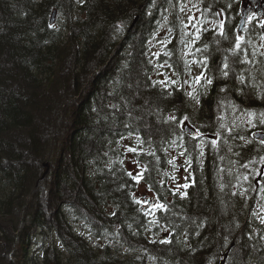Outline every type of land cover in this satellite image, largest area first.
Returning a JSON list of instances; mask_svg holds the SVG:
<instances>
[{
  "label": "trees",
  "instance_id": "1",
  "mask_svg": "<svg viewBox=\"0 0 264 264\" xmlns=\"http://www.w3.org/2000/svg\"><path fill=\"white\" fill-rule=\"evenodd\" d=\"M241 3L0 0V59L6 60L0 66V248L4 249L0 264H264V224L253 215L256 202L261 208L258 214L264 215V143L251 137L264 125L255 119L250 124L246 111H264V37L256 17L243 36L238 35ZM181 8L194 12L209 29L195 45L201 49L207 45L206 52L192 51L197 59L209 55L215 77H220L218 67L235 59L236 37L243 38L247 57L240 58L247 62L233 67L247 87L230 71L227 79L214 78L196 105L184 90L169 89V96L160 85L152 86L163 79L149 59L156 60L151 44L164 26L175 35L166 49L157 51L161 62L169 59L176 66L175 79L181 83L190 79L184 61L193 56L185 55L188 49L181 40L191 39L184 36L189 29L183 27L191 14L181 20ZM54 10L57 17L52 24ZM221 20L226 38L217 34L218 28L211 31ZM164 51L172 53L170 58ZM196 69L200 74L201 67L193 64L191 76ZM68 84H73L72 92ZM225 86L230 87L218 91ZM221 100L223 108L218 107ZM229 100L239 107H229ZM77 102L75 110L70 105ZM74 114L70 121L68 115ZM169 115L178 121L185 115L196 120L206 141L220 131V150L205 147L202 171L199 140L184 135L178 124L166 123ZM221 123L225 128L219 127ZM47 125L55 130L48 139ZM65 126L72 132L67 133ZM230 127L234 139L227 132ZM137 135L146 141L139 146L143 151L125 152L137 147ZM173 140L187 148L193 160L195 183L184 199L168 191L180 184L172 183L168 160L188 155L180 156L183 148L173 146ZM149 151L156 156L147 155ZM39 158L40 175L35 165ZM142 167L148 172L137 184L127 172L135 175ZM149 183L171 209L156 213L157 218L167 217L160 219V225L168 232L160 227L146 231L151 217H145L133 201L132 193L141 200L144 195L153 197ZM245 189V195H239ZM201 222L203 226L197 227ZM80 225L87 235L76 230ZM33 226L55 234L41 249L42 263L22 250L32 243L24 232ZM169 233L171 243H159Z\"/></svg>",
  "mask_w": 264,
  "mask_h": 264
},
{
  "label": "snow or ice",
  "instance_id": "2",
  "mask_svg": "<svg viewBox=\"0 0 264 264\" xmlns=\"http://www.w3.org/2000/svg\"><path fill=\"white\" fill-rule=\"evenodd\" d=\"M81 2H83V0H81ZM229 7H231V5H229ZM181 11H184V8L180 9ZM254 15L252 13H249L248 19H253ZM189 26H191L192 29H194L195 31L192 33H189L188 31L184 32V36H191V39L185 41V40H181V43L185 44V47L188 49V51L185 53V55H191L193 56V59L191 61L189 60H185L184 61V73L187 74L190 79H184L183 82L181 83L179 81V79H173V76H177V71L174 70L176 68L175 65H173L172 63L169 62V59H164L161 62V52H154L151 55L154 56L156 58L155 61H153L152 59H149V63L153 64V68L156 70V74L163 76V79L161 80H156L152 82V86L156 87V85H160L161 89L164 90V92L171 96L172 92L168 91L169 89H175L177 91L179 90H184V94L190 99L195 101L196 105H200L201 103V98L203 96L207 95V91L209 89V87L212 85L213 83V79L214 78H224L227 79L229 77L230 71L232 73V75L235 77L236 81L240 84L243 85L244 87H247V85L245 84V78L243 76H238L236 75V70L233 66H238L240 64L246 63L247 60H242L240 58V55L243 54L245 57H247V52L246 50H244L242 48V37H236V44H235V59L232 61V64L229 63H224L223 64V68H217L216 71L220 73V77H215V74L212 72V69L210 68V57L209 55L205 54L202 56V58L197 59L195 57V53L192 51L193 48H195V52H206L207 50V45L204 46V49L201 48H196L195 45L196 43L202 38V34L205 31H209V29L204 27L203 23H200L195 17L193 16H189L188 17V23L184 24L183 27L185 30H187L189 28ZM49 27H52V24H49ZM218 28V35L221 37H225V26H224V22L221 20L219 22V25H214L213 29H211V31L216 32ZM151 43V42H150ZM159 43L162 44L163 48L166 49L167 45L169 43H171V40H162ZM164 57H168L170 58V56L172 55L171 52L169 51H164L163 52ZM196 64L198 66L201 67V72L198 76L192 77L191 76V72H192V65ZM169 69L172 70L171 71V75L166 74L165 72L159 71L160 69ZM149 79L151 80V77H149ZM227 87L230 86H225V87H221L218 91L219 92H224L226 90ZM237 91L239 92H243V89H237ZM245 96H251L253 95V93H244ZM228 106L236 109L239 107V105H237L236 103H234L233 101L229 100L228 102ZM115 107V106H113ZM218 107L223 108L224 104H223V100L220 101V103L218 104ZM247 111V115L250 117L249 119V123H253V119L257 120L259 124L264 125V111H260L259 113L255 112V111ZM218 120H223V116H218L217 117ZM186 121H189V117L188 116H184L181 120H177L175 115H169L167 117V120L165 121L166 123L168 122H174L176 124L179 125L181 132L184 135L189 136L192 140H199V144L196 146L198 147V160L200 162V167H201V171L203 170V157L205 156V147L209 146L211 147V149L214 152H219L220 150V136L221 133L220 131L215 132L213 135L216 137L214 139H212L211 141H206L204 139H202V137L205 136V134L203 132H201V130L199 128H196L195 131H186L187 125H186ZM221 129L225 128V125L223 123L220 124L219 126ZM234 129L233 128H228L227 132L229 134V137H232V133H233ZM129 135H131V132L129 133ZM237 136H239L240 140H244V136L239 135V133H236ZM124 137H121V139H123ZM233 139L235 137H232ZM179 139H183V135H181L179 137ZM136 140H137V147H127L125 149V152H132V153H136L139 154V152H142L143 149L140 148V145H143L146 141L144 139H141V137L139 135L136 136ZM261 143H264V140L261 141ZM172 145L173 146H178V147H182L183 145H177L176 140L172 141ZM165 151H167V149H165ZM229 151H231V149L229 148ZM188 153V149L187 148H183V150L179 153L180 156H185V154ZM147 155L150 156H156L155 151H149L146 153ZM237 155H239V153H237ZM157 160H159V157H156ZM220 159H223V157H220ZM261 162H264V157L261 158ZM120 163L122 164L123 161L121 160ZM193 163L192 160V155L191 153H188L186 160H185V164L187 165V167L185 168V171H188V168H191ZM249 163H252V161H250ZM168 164L171 165L173 167V169H176V158L172 157L171 159L168 160ZM242 167H244L245 169L248 167V164H244L242 165ZM224 169H219V172H223ZM148 172L147 167H142L140 169V171H138L135 175L132 172H127V175L137 184L140 183L141 180H143L145 178V173ZM257 175H262L261 172L257 171L256 173ZM165 176H168V173H164ZM170 179L172 181H175V176L172 175L170 176ZM187 177H185V180L187 181ZM243 179L245 181L248 180L247 176H244ZM193 184L195 183V181L193 180L192 182ZM165 185V182L163 180L160 181V188L163 189ZM191 185L189 183H185L183 185L177 184L176 187L174 189H169L168 191L171 193V195L176 196L177 194H179L181 199H184L187 197L188 193H187V188L190 187ZM223 185H221V188L223 189ZM181 188L185 189V191H181ZM148 190L150 192H153V198L151 200L149 199H144L141 200L139 198L136 197L135 193H132V197H133V201L141 206V210H142V214L145 217H151V219H149L147 221V227L145 228V230H149L151 227H160L161 231H165L168 232L169 229L166 226H161L160 225V219H166V216H162L160 218H157L156 213L162 212V213H169L171 211L168 202H166V198H164V202H162V197L161 194L159 192L158 189H154V185L149 183L148 184ZM247 191V189H245L244 192H240L239 195L243 196L245 195V192ZM262 192H264V188L261 189ZM232 195H237L236 192H233ZM113 215H115V213H113ZM253 215L256 216L259 220L260 223L264 224V215H259L256 212H253ZM203 226V222H201L200 225H197V227H202ZM129 228H131V225H129ZM197 235H199V232L196 233ZM264 238V237H262ZM152 243H155L156 241H151ZM159 243L161 244H169L171 243V233H169V237H166L163 240H160Z\"/></svg>",
  "mask_w": 264,
  "mask_h": 264
},
{
  "label": "rangeland",
  "instance_id": "3",
  "mask_svg": "<svg viewBox=\"0 0 264 264\" xmlns=\"http://www.w3.org/2000/svg\"><path fill=\"white\" fill-rule=\"evenodd\" d=\"M189 4H187V6H188ZM189 14H191L190 16H193V17H195V13L194 12H191L190 13V11H183L182 12V14H181V20H186V18H187V16L189 15ZM189 33H192V32H194V29H192L191 28V26H189ZM191 30V31H190ZM175 35V32H171V31H169L168 30V28L167 27H162L161 28V30H160V35H159V37L157 38L156 37V39L152 42V44L151 45H153L154 46V48H152V52H157L158 50H160L161 48H162V44L161 43H159L160 41H162V40H168V39H170L171 40V37L172 36H174ZM5 59V57L3 58V59H0V66L2 65V64H5L6 63V60H4ZM154 59H155V57H154ZM159 71H162V72H165L166 74H168V75H171V71L172 70H169V69H160ZM197 70H195L194 71V73L196 72ZM195 76H198V73H195V74H193V76L192 77H195ZM163 77V76H162ZM173 79H175L176 77L175 76H173L172 77ZM2 79V78H1ZM13 85H15V84H13ZM10 86V85H9ZM68 86H69V84H68ZM15 88H17V87H15ZM72 89H73V84H70V86L68 87V92H72ZM83 94H81L80 96L84 99V101H86L85 100V96H82ZM70 106H72V108L73 107H75V110H76V108H78L79 107V105H78V102H77V104L75 105V104H72V105H70ZM68 110V109H67ZM72 110V112H75V110L74 109H71ZM64 113H66V111L64 110ZM63 116V115H62ZM77 115L76 114H74V116H72V115H68V117L70 118L69 120L70 121H74V119H75V117H76ZM238 117H240V116H238ZM192 125H194L195 127H197L195 124H193L192 123ZM45 128V131L47 130V133H46V138L48 139L49 138V136L51 135V134H53V133H55V130L50 126V125H47V126H45L44 127ZM65 129L66 130H68V132L67 133H70V132H72V129L73 128H71V126L69 127V129L67 128V126H65ZM132 139H128L127 141L129 142V141H131ZM26 150V149H25ZM31 155H33V153H30ZM38 159V157H35V160H37ZM40 160V162L39 163H37V161L35 162V165H38L37 166V169H38V175H40V173H41V158H39ZM137 166V165H136ZM180 166V167H179ZM187 167V165L185 164V158H182V160H179L178 161V163L176 164V169L174 170V169H172L170 172H171V176L172 175H174L175 176V181H172V183H175V182H178V183H180V185H183V184H185V183H189V180H192V169L191 168H188V171L186 172L185 171V168ZM52 170H53V167L51 168ZM45 175H46V173H44ZM185 177H187L188 179H187V181L185 180ZM142 189H146V187L145 186H142L141 187ZM254 206H256L257 208H256V210L258 211V213L260 212V210H261V208H260V205H259V202H256L255 204H254ZM75 228H76V230L77 231H79V232H81V233H83V235H87L89 232L87 231V230H85V228H84V226L83 225H80V226H75ZM24 234H26V236L28 237V238H30L31 239V245L29 246V248L26 250V248H23L22 250H24V251H27L28 252V255H29V257H31L33 260H35V262L38 260V261H40L41 263L43 262V259H44V257H45V252L43 251V250H41V249H43L44 248V246H45V242L46 241H53L54 240V235L55 234H53V233H51L49 230H45V229H43V228H38L37 226H33L32 228H30V230H29V232L28 233H25L24 232ZM4 236H6L5 234L3 235V237ZM5 238V237H4ZM1 241V240H0ZM56 241H59V240H56ZM8 246H5V249L7 248ZM42 247V248H41ZM4 249H1L0 248V251H3ZM7 251V250H6ZM8 254V252H6V255Z\"/></svg>",
  "mask_w": 264,
  "mask_h": 264
},
{
  "label": "water",
  "instance_id": "4",
  "mask_svg": "<svg viewBox=\"0 0 264 264\" xmlns=\"http://www.w3.org/2000/svg\"><path fill=\"white\" fill-rule=\"evenodd\" d=\"M255 4H257V7L255 6ZM249 13H252L253 15L257 14L258 21H263L262 31L264 34V0H243L241 6V18L238 24V31L240 33L245 30ZM55 15L56 11L53 12L52 22H54ZM186 131H195V129L187 125ZM254 136L264 139V132H256ZM148 199L151 200V197H149Z\"/></svg>",
  "mask_w": 264,
  "mask_h": 264
},
{
  "label": "flooded vegetation",
  "instance_id": "5",
  "mask_svg": "<svg viewBox=\"0 0 264 264\" xmlns=\"http://www.w3.org/2000/svg\"><path fill=\"white\" fill-rule=\"evenodd\" d=\"M194 167L192 166V169H193ZM192 174V180H189V182H190V185L192 186V182H193V180L195 181V173H191Z\"/></svg>",
  "mask_w": 264,
  "mask_h": 264
}]
</instances>
